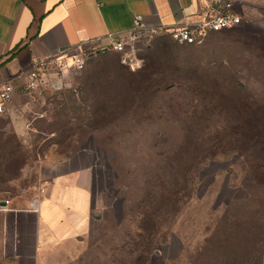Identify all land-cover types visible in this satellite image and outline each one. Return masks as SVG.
<instances>
[{"label":"rangeland","instance_id":"374dc122","mask_svg":"<svg viewBox=\"0 0 264 264\" xmlns=\"http://www.w3.org/2000/svg\"><path fill=\"white\" fill-rule=\"evenodd\" d=\"M241 14L203 45L160 33L16 83L0 145L24 164L0 160V201L36 209L59 167L92 172L88 230L39 264H264V12ZM31 239L0 264H33Z\"/></svg>","mask_w":264,"mask_h":264},{"label":"crops","instance_id":"0c3cea01","mask_svg":"<svg viewBox=\"0 0 264 264\" xmlns=\"http://www.w3.org/2000/svg\"><path fill=\"white\" fill-rule=\"evenodd\" d=\"M236 2L240 14L264 12V0ZM208 5L209 0H0V84L24 80L34 59L58 49L131 30L138 14L150 25L172 28L207 17ZM93 198L89 167H59L39 188L38 208L10 201L0 205V246L11 245L12 256L20 261L26 256L20 250L22 235L30 230L29 257L39 264L46 246L79 240L88 230Z\"/></svg>","mask_w":264,"mask_h":264},{"label":"built area","instance_id":"2783aa9c","mask_svg":"<svg viewBox=\"0 0 264 264\" xmlns=\"http://www.w3.org/2000/svg\"><path fill=\"white\" fill-rule=\"evenodd\" d=\"M208 6L207 17L172 28L150 25L145 22L142 14H138L134 19V27L127 32L110 34L106 38L86 39L79 45L58 49L48 57L34 59L24 80L31 86H36L47 71L55 67H60L62 70L81 69L88 57L104 48L131 53L136 50V43L164 32L170 33L180 42L203 45L212 32L236 27L243 22V17L236 10V0H209ZM15 85V78L0 84V111L3 103L12 97L16 90Z\"/></svg>","mask_w":264,"mask_h":264},{"label":"trees","instance_id":"16d2710c","mask_svg":"<svg viewBox=\"0 0 264 264\" xmlns=\"http://www.w3.org/2000/svg\"><path fill=\"white\" fill-rule=\"evenodd\" d=\"M160 36H172L168 32L161 33ZM111 50V49H106ZM113 50V49H112ZM151 72L150 70H147L146 73L147 75ZM148 77H151V75H148ZM108 106V105H107ZM3 143L0 145V160L2 159L4 161V167H5V172L8 173L10 171L19 170L22 165L24 164L23 156L19 153L17 149L14 148V146H11V141L10 139L8 140H1ZM15 152V153H13ZM2 170L0 169V182L6 180V176H1ZM5 175V174H3Z\"/></svg>","mask_w":264,"mask_h":264},{"label":"water","instance_id":"95a60500","mask_svg":"<svg viewBox=\"0 0 264 264\" xmlns=\"http://www.w3.org/2000/svg\"><path fill=\"white\" fill-rule=\"evenodd\" d=\"M106 50V48H104V49H101V50H99L98 52H100V51H105ZM6 204V202L5 201H0V205L1 206H4Z\"/></svg>","mask_w":264,"mask_h":264},{"label":"bare ground","instance_id":"6f19581e","mask_svg":"<svg viewBox=\"0 0 264 264\" xmlns=\"http://www.w3.org/2000/svg\"><path fill=\"white\" fill-rule=\"evenodd\" d=\"M33 204H34V206H35L36 208H38V207H39V204H38V202H37V201H35Z\"/></svg>","mask_w":264,"mask_h":264}]
</instances>
